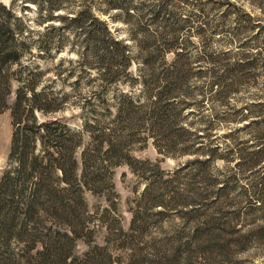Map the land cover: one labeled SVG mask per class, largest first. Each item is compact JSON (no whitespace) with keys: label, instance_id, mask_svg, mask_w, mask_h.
Segmentation results:
<instances>
[{"label":"rangeland","instance_id":"rangeland-1","mask_svg":"<svg viewBox=\"0 0 264 264\" xmlns=\"http://www.w3.org/2000/svg\"><path fill=\"white\" fill-rule=\"evenodd\" d=\"M0 2L36 31L61 26L51 29L49 56L34 55L35 31L27 40L31 54L21 59L43 71L36 91L43 87L51 108L37 111L39 120L83 130L79 152L94 146L92 135L112 133L139 162L135 170L110 167L112 187L84 189L74 212L59 208L66 218L59 224L36 205L38 221L27 227L70 236L69 226L77 227L64 264H264V0H63L55 15L89 7L128 46L131 63L111 81L93 53L101 26L91 17L38 23L34 4ZM82 23L95 32H84ZM123 93L143 118L122 122L116 107ZM13 132L10 110L1 111L0 177L15 166ZM11 213L15 227L0 249L20 254L24 210Z\"/></svg>","mask_w":264,"mask_h":264},{"label":"trees","instance_id":"trees-1","mask_svg":"<svg viewBox=\"0 0 264 264\" xmlns=\"http://www.w3.org/2000/svg\"><path fill=\"white\" fill-rule=\"evenodd\" d=\"M62 1L21 0L37 7V16L34 19L38 23L60 21L62 24L66 20L79 23L80 15L91 17L93 24L101 26L99 29L96 27L99 31V45L97 49L93 48V53H100L97 61L105 68L104 81L114 80L119 71L127 70L131 63L128 46L110 33L105 21L91 13L89 7L73 11V16H70L69 12L55 15V12L63 8ZM125 14L127 17L132 16L126 6ZM81 25L87 34L95 32V27H86L85 23ZM60 27L48 25L42 32L36 31L29 27L23 15L18 16L15 13L12 4L0 2V112L9 109L11 113L14 132L9 160L15 161V166L4 169L0 177V248L6 247L15 227V215H8V212H18L21 209L25 215L16 232L25 247L20 254L0 249V264H64L74 246L77 227L72 224L69 226L73 236L58 231L51 233L49 227L45 230L36 225L27 227V223L35 224L38 221L34 217L36 205L43 206L45 211L50 213L47 215L48 220L59 224L60 221L66 220L62 212L59 213V208L71 207L74 212L76 206L83 204L84 189L94 192L97 187L103 185L112 187L110 174H107L110 167L126 163L131 170L136 168L133 162L135 160L132 161L124 151V141L110 139L112 133L109 135L102 131L98 136L91 133L96 140L94 146L91 149L84 147L79 152L77 150L82 142L83 130H72L58 119L39 120L36 112L47 113L51 108V103L48 102L50 100L46 98L48 94L44 93L43 87L36 91L38 78L43 71L30 69L22 64L21 59L23 53L31 54L27 40H31L35 31L38 36L33 41L38 44V53L34 55L45 58L49 56L53 47L51 29L58 30ZM60 48L56 47V51ZM150 52L148 56L152 58L151 55H156L160 50L156 48L154 52ZM26 69L29 72L24 76ZM12 80L17 86L14 99L9 104ZM167 90L169 91L170 87ZM121 99L123 104L116 108L119 114L125 113L122 122H126L130 117L136 120L143 118L142 115L135 117L137 115L133 113L139 110H135L136 105L126 93L121 95ZM138 107L142 108L143 105ZM155 112L154 109L152 115H155ZM117 124L120 125V122ZM83 127L86 128V123ZM104 142L105 151L102 150ZM263 144L261 146L264 148ZM102 154L103 157L100 158ZM92 165L96 167L92 169ZM27 188L31 190L29 196ZM112 206L116 208L114 204Z\"/></svg>","mask_w":264,"mask_h":264}]
</instances>
